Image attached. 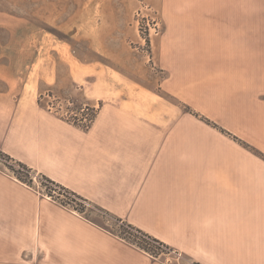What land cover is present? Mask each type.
Here are the masks:
<instances>
[{"label":"crops","instance_id":"1","mask_svg":"<svg viewBox=\"0 0 264 264\" xmlns=\"http://www.w3.org/2000/svg\"><path fill=\"white\" fill-rule=\"evenodd\" d=\"M158 6L155 87L149 74L132 85L98 75L69 92L82 67L69 64L63 89L50 62L26 70L23 54L0 53V151L185 263L152 258L0 169V264H264V0ZM58 90L96 109L88 128L44 104Z\"/></svg>","mask_w":264,"mask_h":264},{"label":"rangeland","instance_id":"2","mask_svg":"<svg viewBox=\"0 0 264 264\" xmlns=\"http://www.w3.org/2000/svg\"><path fill=\"white\" fill-rule=\"evenodd\" d=\"M158 9V0H0V53L23 54L26 70L33 62H50L61 87L70 63L82 67L85 80L68 86L69 92L93 86L98 75L132 85L143 84L149 74L155 87L160 76L150 69V58L159 32ZM44 102L63 118L85 107L63 90L47 94ZM86 108L94 118L96 109ZM0 169L7 171L2 164ZM32 187L45 192L36 175ZM103 223L114 229L111 222ZM169 256L185 263L176 253Z\"/></svg>","mask_w":264,"mask_h":264},{"label":"trees","instance_id":"3","mask_svg":"<svg viewBox=\"0 0 264 264\" xmlns=\"http://www.w3.org/2000/svg\"><path fill=\"white\" fill-rule=\"evenodd\" d=\"M245 148L250 149L246 145ZM254 152L257 154L256 151ZM0 164H2L4 168L16 179L32 187L33 176H35V173L31 169L19 162H15L1 151ZM37 178L40 186L45 189V192L41 193L43 196L49 197L51 200L55 201L64 208L75 211L89 222L117 237L128 245L155 259L174 254V251L170 247L163 244L159 240L147 235L127 222L108 214L97 206L90 204L87 200L54 183L48 178L41 175H37ZM88 206L90 207V210L87 209ZM94 213L96 215L93 217ZM104 221L111 222L114 229H107L103 223Z\"/></svg>","mask_w":264,"mask_h":264},{"label":"built area","instance_id":"4","mask_svg":"<svg viewBox=\"0 0 264 264\" xmlns=\"http://www.w3.org/2000/svg\"><path fill=\"white\" fill-rule=\"evenodd\" d=\"M93 115L89 108L80 107L79 109L70 112L65 120L68 122L75 124L77 126H81L82 128H88L92 121Z\"/></svg>","mask_w":264,"mask_h":264}]
</instances>
